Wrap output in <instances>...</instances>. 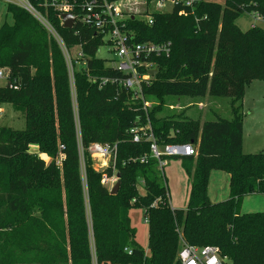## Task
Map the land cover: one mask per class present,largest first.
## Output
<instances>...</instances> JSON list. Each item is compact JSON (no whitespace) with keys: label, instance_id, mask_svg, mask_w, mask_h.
Instances as JSON below:
<instances>
[{"label":"trees","instance_id":"trees-1","mask_svg":"<svg viewBox=\"0 0 264 264\" xmlns=\"http://www.w3.org/2000/svg\"><path fill=\"white\" fill-rule=\"evenodd\" d=\"M29 1L67 48L80 47L85 67L73 71L76 129L60 46L30 13L7 3L12 23L0 27V68L7 70L0 108L9 103L23 114L25 126H0V264H91L85 191L97 264H180L177 252L183 243L214 245L234 264H264V211H240L244 196L264 194V149L241 151L244 89L252 81H264V28L241 30L236 23L243 12L264 20V0H224L223 5L199 0L152 11L151 23L147 15L127 18L134 42L169 48L168 53L146 57L156 66L142 89L145 100L153 101L151 109L116 82L99 86L98 79L122 74L96 56L104 42L93 26L77 22L64 28L41 0ZM60 71L64 83L57 81ZM21 74L27 78L25 88ZM171 95L230 97L231 118L200 123L157 115ZM146 123L159 146L191 143L196 149L194 156H175L190 179L184 208L170 206L150 142L132 140L130 129ZM91 143L116 144L114 161L96 170L87 150ZM30 145L37 152H30ZM58 154L63 158L56 164ZM212 169L228 173L230 194L225 200L208 198ZM102 173H119L115 194L100 184ZM134 207L143 208L147 217L148 254L134 242L129 217Z\"/></svg>","mask_w":264,"mask_h":264},{"label":"built area","instance_id":"built-area-1","mask_svg":"<svg viewBox=\"0 0 264 264\" xmlns=\"http://www.w3.org/2000/svg\"><path fill=\"white\" fill-rule=\"evenodd\" d=\"M9 3H13L28 13H30L35 19H37L44 28L55 38L62 54L64 56L67 69L69 72L70 83L74 89L73 80V65L78 66L79 69L85 67L83 53L78 45L67 48L60 36L56 33L54 28L49 24L46 17L40 13V11L32 5L29 0H6ZM166 0H156L155 10L160 11L165 7ZM199 0H168L170 5L183 4L184 6H192ZM122 0H41L42 7L50 8L56 12L58 20L61 24L62 14L71 15L74 20L73 23H82L88 26H93L95 33L101 36L104 45H109L113 57L110 59V65L122 75L119 78H100L99 86L106 84L107 82H116L121 88L130 91L134 98L139 99L142 103V107L148 104L145 100L142 89L147 86L152 75L150 70L156 69L153 62L146 60V57L150 54L168 53L169 48L167 44L157 45L154 43H139L132 40L131 33L126 28V20L131 15L126 14L121 10ZM120 3V4H121ZM259 19L260 16L256 15ZM149 23H151V17L146 16ZM72 27V26H71ZM72 48H77L76 56H71L70 51ZM7 76V70L0 68V78ZM96 80V79H95ZM14 89L18 88V85L11 84ZM72 99H75V94ZM132 134V140L138 142L140 139L148 140L150 156L158 161V168L163 174V167L166 165L164 157L175 156H194L196 155V149L191 143L186 144H165L159 146L155 141L152 133V129L149 123L142 126H134L130 129ZM90 155L99 159V167L96 170H102L107 167L110 162H113L116 154V144H100L91 143L88 148ZM80 171L83 181H85L84 167L82 163V150H80ZM145 155L140 158V161L145 160ZM117 178L115 173L108 176L106 173L101 174L100 184L110 190L115 184ZM144 222H147V217L144 216ZM128 253L130 251L128 250ZM177 259L180 264H234L226 256L221 255L218 247L214 245L196 246L183 243L178 252Z\"/></svg>","mask_w":264,"mask_h":264},{"label":"rangeland","instance_id":"rangeland-1","mask_svg":"<svg viewBox=\"0 0 264 264\" xmlns=\"http://www.w3.org/2000/svg\"><path fill=\"white\" fill-rule=\"evenodd\" d=\"M155 1L156 0H122L121 10L126 14L131 16H140L145 17L150 14L152 11H155ZM219 5H223L224 0H211ZM7 1L0 0V27L2 25H10L12 23V17L9 13H7ZM121 3V4H120ZM171 6L168 0L165 1V7L160 11H169ZM236 23L241 30H247L252 25L264 28V20L259 19L256 15L251 13L243 12L241 13L237 19ZM50 24V23H49ZM51 25V24H50ZM77 48H72L70 51L71 56H76ZM96 56L102 59L107 60V63H110V59L113 57L111 47L109 45H102L98 51L96 52ZM66 63V62H65ZM68 76V88L67 90L70 92L71 99L74 97L75 89L70 83L69 72L67 69ZM73 69L78 70V66L73 65ZM52 75V93L55 94L57 91V86H55V80L53 79L54 71L51 70ZM58 82H63L62 72H58ZM6 78H0V86H4L6 84ZM261 83H254L245 87L244 91L250 92L252 98H249L250 106L245 110V114L247 117L245 118L246 124L242 135V146L241 151L243 154L255 153L259 150L264 149V102L260 104V102L253 100L255 96L264 93V81H258ZM257 84V85H255ZM258 86V87H256ZM249 88V89H248ZM64 87H59V94H63ZM249 90V91H248ZM68 92V93H69ZM244 95V94H243ZM264 95V94H263ZM69 96V95H68ZM249 96V94H248ZM212 100L214 101L212 104L219 105V108L222 109L218 112L216 109L215 112L218 114L217 116L212 115H203L200 117L199 107L197 106V102L195 98H191L188 96H168L165 97L164 103L161 104V112L157 115L164 116L168 118H182L188 119L192 118L194 120H198L199 117L201 119H211L215 120L217 117L227 118L228 114V101L229 97H207L206 100H203V103L206 105V108H210ZM252 100V101H251ZM146 109H151L153 107V101L151 99H147ZM131 105L130 103H128ZM72 110L75 117V126L78 129V114H77V103L72 99ZM204 107V108H205ZM207 110V109H206ZM224 110V111H223ZM241 110H238V112ZM180 119V120H182ZM200 120V119H199ZM0 126H8L13 129L22 130L25 126V120L23 114L20 111L13 109V107L9 103H5L0 108ZM78 133V132H77ZM79 134V133H78ZM30 152H37V146L30 145ZM62 155L58 154L55 157V163L59 164L62 160ZM92 160V165L96 169L99 167V159L95 156L90 155ZM49 161V159H46ZM166 165L163 167V179L165 181V186L167 189L169 204L172 208H184L187 203L188 197V188H189V177L185 174V171L182 167V160L178 157H168L165 160ZM85 185L84 182H82ZM139 192H143L142 188L139 189ZM209 193V195H208ZM229 176L228 173L223 169H212L209 173L208 183H207V195L211 202H218L221 200H225L229 197ZM225 195V196H223ZM84 208H85V221L88 226V237L90 240V246L92 251V261L91 264H97L96 260L93 256V246H92V236H91V220H90V212L88 205V197L86 191L84 192ZM171 202V203H170ZM240 211L242 213H255V212H263L264 211V194H251L246 195L242 198ZM130 224L132 228L135 230L134 242L140 246L145 254H148V224L144 222V209L140 207H134L129 211Z\"/></svg>","mask_w":264,"mask_h":264},{"label":"crops","instance_id":"crops-1","mask_svg":"<svg viewBox=\"0 0 264 264\" xmlns=\"http://www.w3.org/2000/svg\"><path fill=\"white\" fill-rule=\"evenodd\" d=\"M254 83H261V82H258V80H256V81H252L249 85H252V84H254ZM249 85H248V87H249ZM255 85H257V84H255ZM256 87H258V86H256ZM249 89V88H248ZM249 91V90H248ZM248 94H249V96H248ZM264 93H261L260 95H258V96H255L254 98L255 99H253V100H256V101H258V102H260V104L261 103H263L264 102V95H263ZM207 97H209V98H212L213 96H209V95H205V96H202V97H193V98H195L196 99V102H197V106L199 107V111H200V117H202L203 115H207V116H209V115H212V116H217L218 114L215 112V110L214 109H216L218 112H220L222 109H220L219 108V105H217V104H212L214 101L212 100V102H211V105H210V108H206L205 106V104L203 103V100H206V98ZM252 98V96L250 95V92H246V90L244 91V95H243V97H242V99H241V109H242V111H243V113H244V115H243V119H242V135H243V131H244V128H245V124H246V121H245V118L247 117V115L245 114V110L247 111V109L249 108V104H250V101H249V98ZM192 98V97H191ZM230 98V97H229ZM252 101V100H251ZM230 103H231V98H230V100L228 101V106H227V109H228V114H229V117H227V118H225V119H230L231 118V110H230ZM205 107V108H204ZM207 109V110H206ZM224 111V110H223ZM199 117V122L200 123H202L204 120H211V119H206V117L205 118H203V119H201ZM217 118H222V117H217ZM169 195V194H168ZM208 195H209V193H208ZM223 196H225V195H223ZM169 201H171V198H169ZM171 203V202H170Z\"/></svg>","mask_w":264,"mask_h":264},{"label":"water","instance_id":"water-1","mask_svg":"<svg viewBox=\"0 0 264 264\" xmlns=\"http://www.w3.org/2000/svg\"><path fill=\"white\" fill-rule=\"evenodd\" d=\"M61 19L63 21L62 26L64 28H71L72 22L74 20V18L71 15L62 14L61 15ZM149 73L151 75H154L156 73V69L154 68V69L150 70ZM20 78H21L20 85H21L22 88H25L27 86V84H28L27 78H26V76L24 74H21ZM115 176H116L117 180H116L115 184L112 186V188L109 190V193L111 195L115 194L117 192V190H118V187H119V173H116Z\"/></svg>","mask_w":264,"mask_h":264}]
</instances>
